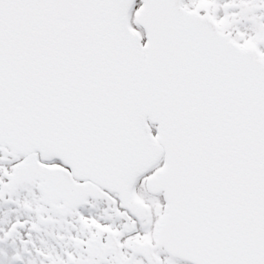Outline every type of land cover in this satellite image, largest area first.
I'll use <instances>...</instances> for the list:
<instances>
[{"label": "snow or ice", "instance_id": "obj_1", "mask_svg": "<svg viewBox=\"0 0 264 264\" xmlns=\"http://www.w3.org/2000/svg\"><path fill=\"white\" fill-rule=\"evenodd\" d=\"M0 264H264V0H0Z\"/></svg>", "mask_w": 264, "mask_h": 264}]
</instances>
